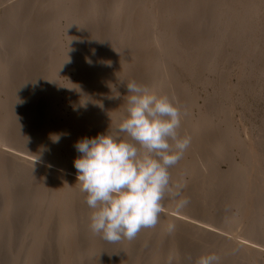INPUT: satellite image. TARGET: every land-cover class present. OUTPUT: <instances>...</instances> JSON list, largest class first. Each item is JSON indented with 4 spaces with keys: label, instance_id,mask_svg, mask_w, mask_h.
Masks as SVG:
<instances>
[{
    "label": "bare ground",
    "instance_id": "obj_1",
    "mask_svg": "<svg viewBox=\"0 0 264 264\" xmlns=\"http://www.w3.org/2000/svg\"><path fill=\"white\" fill-rule=\"evenodd\" d=\"M8 1L11 2V0H7V2ZM30 1H31V4L25 3L26 0H18L15 3L12 1L13 6L10 5L11 6L10 7L8 4V6L10 7L8 11L7 12L5 11L6 13L3 17L0 15L1 16L0 17V94L2 92V95L6 96L9 100L8 101L9 105L4 111L5 115L2 114L3 117L1 116L3 121L1 122L0 136L6 132V135L8 134L9 136L7 138V140L9 139V142L12 141L15 143L18 140L21 141V139L23 138L24 139L28 138L30 139L29 141L30 143L32 142V144L33 143L40 144V140L42 139L45 141V137H42L41 139V136H43L44 134L43 132L45 131L48 132L46 129H44L45 128L44 126H42L43 127L41 129L42 132L39 129L34 130L33 128L35 120H37L38 117L42 115L38 113V109H40V111L42 109L40 108L41 107L40 104L45 100L47 102V105L46 104L44 105V102H43V106L47 107L45 108V111L49 113L50 112L48 111V108L50 110L49 105H51V103L54 102L56 98L55 92L61 88L63 89V91H65L66 98H68L71 102L75 104V106L73 105L75 108L74 109L75 113H73L75 120H72V122H74L75 124L73 125L74 130L77 128L79 131L78 133H80L77 140H81L82 138H85L88 135L92 136V134L94 133L97 136V134L105 133L108 129L109 131H112L118 128L119 124L122 122V119L126 115V107H127L126 102H127V95H128L127 83H129L130 81L135 80L138 84L147 86L150 92L152 93H155L158 95L168 94L169 96H175L178 99V95L182 96L184 95L183 93H185L186 91H181L185 88L183 87L182 89L181 85L178 84L177 80L175 79L178 77L174 76V73L169 69L170 63L172 64L174 61L176 62V60L178 59L177 53L179 54L181 50L182 55L187 54L188 55L187 60L188 61L189 59L191 60V65L189 67H188L189 64L187 61L186 63L188 65L186 64L187 65L186 66L184 64V66L188 68V73L191 74L190 76L188 75L189 76L187 77L188 79L190 77L192 79H195V76H196L197 80L199 78L207 80V77L203 75V73H205L204 71L207 70L208 73L215 72V70L219 68V65L222 64L224 60H228L227 59L228 55L225 53H227L228 51L230 54L231 52L234 54L235 52H242V47L244 46L242 44L243 46L241 47V42H243L241 40L242 35L245 34L247 27H248L247 25L248 24L250 25V23L248 22H252V18H251V21L250 20L246 21L248 24L246 23L244 24L247 16L244 17L243 19H240V18L235 19L237 18L236 16H238L240 12L239 10L241 9V8H238L240 7L239 5H244V7L247 5V9L250 10L253 8V11L255 10L254 8L258 9L259 7L264 5V0H225L226 1L225 7L226 6L229 7L230 11L228 12H231V13L228 18L226 17V20H228L227 23H225L224 21V23L227 24L226 27L223 26L225 27L226 30L225 29L223 30V34L221 31V35L218 33L221 38L218 37L219 40H216L213 37V35L216 32V29H214V32H212L213 35L210 31H205L201 29L206 26L211 27L210 24H207L206 26H204V22H206L204 21V19L206 18V15L210 19L212 18L215 19L216 17L217 27H219V25L222 23L223 16L221 12L223 9H220V8L223 7L222 5L223 3L221 2V0H141V1L139 0H66V1L65 0H30ZM79 5L81 8L77 9ZM5 8L4 10L7 9ZM236 8H238L239 10H237ZM254 14H257V12H254ZM249 17H251V14L249 15ZM213 19L211 21H214ZM61 21H63L62 24H61ZM241 21H243L242 22L243 25L241 24ZM209 23H212V22L209 21ZM233 23H234L233 29H231ZM258 28L261 29L260 27ZM259 31H262V30H259ZM62 32L64 34L63 35L64 42L61 41L60 33ZM238 39L240 40V44L238 45L236 43L234 44V42L235 41L237 42ZM245 41L246 40H244V42ZM222 43H227L228 47L230 46L229 48L226 47L227 45L223 47V49L228 48V51L225 52L224 50L225 52L224 54L226 55L224 56L225 58L222 56L223 55L222 54L223 49L221 50ZM244 44L246 45L247 43L245 42ZM207 46L208 48L211 47L212 49L210 48L211 49L210 51L207 50L208 49ZM177 48L179 49V52L176 51ZM255 48L256 47H254V45L248 46V50H250V52L251 51L255 52L256 50ZM251 56L252 57L254 56L253 53H251ZM263 56H264V52H263ZM234 57L235 56H233V58ZM207 63H209L208 68L205 67ZM246 63H244L245 66L250 64V63L249 64H246ZM201 67L205 69H201ZM249 68L251 69V66H249ZM179 69L181 68L179 67L178 70ZM234 69H235V66L233 65V69L231 71H233ZM72 72L74 74L73 77L75 79L69 80V82L66 81L67 83L65 82L63 83V81H61L60 79L61 75L65 76L67 73L69 74ZM176 73L177 72L175 71V74ZM188 73L185 72L183 74L185 75ZM247 74L245 76H248ZM176 75H178V73ZM213 76L214 75H212V77ZM262 76H264V73H262ZM179 77H182V76H179ZM197 80L195 79L194 81H197ZM212 80L214 79H211L209 81L207 80L206 83L208 84ZM217 81L219 82V80L217 79L215 83ZM218 82H217V86H218ZM111 84L117 85V88L116 89L110 88L109 90V86H111ZM218 87L220 88V86ZM175 90L177 91L176 93H174ZM181 96H180V99L178 100H181ZM183 98L185 99V95ZM191 98H193V96L190 97V100H192ZM206 98L207 100H209L208 96H206L205 99ZM183 100L179 102L182 105V112L186 111L187 115L186 116L182 115L181 117V127L180 129H178L179 135L181 137H183L185 134H190L191 136H193L194 131L198 130L197 139L203 142L205 140L203 137H205L204 135L207 129L204 125L205 122L203 121L200 127H198V125L196 126L192 125L191 119H190L191 117L189 114L190 108L187 105L188 103L186 102V101H189V96L187 97V100L185 99L186 106L183 105L184 103ZM182 101L183 103H181ZM2 103L0 107L3 105ZM53 111H55L56 116L59 115L60 113L59 112L60 110L58 109L52 110V112ZM47 113L45 112V116L47 115ZM81 118H85L83 119L84 121L82 120L83 122L81 121ZM44 120H47V119H44ZM32 128L35 131L33 133L34 134L33 136L29 134V133H32L31 132L33 131L31 130ZM38 131L41 133H39ZM215 132H217L216 129H215ZM121 135L123 136V134ZM249 135H246V137ZM61 136L59 135V139ZM225 136L227 137L226 134ZM65 137H67V135L63 136L62 139H64ZM88 138H90V136ZM59 139H57L54 142L55 143L54 146H57L60 144L61 141ZM263 139L262 140L260 139V142L252 143V145L248 149V154L245 156L246 159L244 161L246 162V164L251 165L253 163V158L259 157L261 155L260 163L262 167L264 166V140ZM222 141L223 139H219V144L220 143L222 144L223 143ZM61 143L63 144V142ZM201 145H200V148H201ZM196 146L198 147V144ZM218 146L219 145H217L216 147L214 146V148L211 149L212 152L209 154L215 162H221L224 160L222 149H220ZM49 149L51 150V148ZM14 151L15 150L7 151V150L0 149V172L4 174L6 173L9 174L10 178L14 180L13 181L14 184L7 185V187L5 188L3 187V190H4L3 194H7L8 196L11 193H15L16 195L18 194V199L20 197L21 199H27L29 188H31L30 186L33 183V180L35 177L36 178L42 177L47 183H49V180H50L51 184L53 183V181L59 180L61 193L64 191L66 192L64 194L68 193V197L65 196L67 199L62 197L66 200L65 202H62L63 206L61 205L62 208L60 207L61 210L58 213L59 216L61 217V220L59 223V229L64 231V229L66 228L65 225L68 219L70 220L71 227H70L69 234L67 233L65 235L63 234L61 235L59 232L56 236H54L55 241L56 242L58 241L59 244L60 243L66 244L65 241L67 240V238H70V236H74L78 238V236L76 235H79L82 233H86L87 235L89 234L88 235L89 237L86 236V238H88V241H85V244H83L87 246L88 252L82 251L80 254L77 253L78 254V255L76 254L77 257L74 255L75 257L73 259L76 258L75 264L76 263L83 264L84 258H87V257L89 258L91 256L90 255L91 253L93 254L92 259L94 258L93 264H96V259H97L96 257L98 255L100 256L103 255V258L108 260V257L111 259L114 258L117 251H121V253L118 254L119 259L117 260L116 264H127L131 262V260H132L131 264H139L141 255L143 252L142 250H144L143 248H145L146 246H153L155 243H157V240L159 241L162 235H165V234L168 238L166 240L169 246V250H168L169 252L165 260L163 259L164 264H167L169 257H173V264H176L175 262L177 259L178 252L180 253L181 257H184L186 260L190 256L192 258V264H195L196 259L203 254H207L204 251L209 250L208 248L207 250H204L202 253H200L201 251L199 248H204L203 246L207 244V243H204L206 239L208 240L216 239V240H219V242L220 240L223 241L221 243V248L219 247L220 251H218V255L221 252L228 251V250L230 251L232 250L237 256L243 255L244 257L251 258V259H254L257 256L261 255L262 256L261 261H262V264H264V252L259 250L258 249L259 247H256L254 245L256 247L255 248L253 246L248 245L247 243L243 241L233 242L234 239L232 238L229 239L227 238V236L223 237L221 235L222 233L219 234L213 229H209L208 227L206 228L204 227V225H200L191 220L184 219V217L182 218V216L180 217V215L179 216L169 215L168 213H166V211H162L160 214V220L158 223L160 228H159L158 234H152L153 228H145V229H141V231L137 234V236L132 240H128L125 238L119 242H108L100 237V241H99V239H97V235L93 234V232L91 231L90 223L87 224L88 219L90 218L91 212L93 210L90 209L85 203L86 193L81 192L80 184L77 181V176L67 175V174H64V172L56 171L55 169H53V167L43 166L37 162L38 160L35 161L33 159H29L19 153H16V151L15 152ZM78 153L79 152H77V154ZM60 156L61 155H59L58 159H60ZM76 156L79 157V154ZM3 159H5V161ZM182 160H180L175 166H177L178 168H181V166L183 165ZM4 162H6L8 165L5 164ZM231 164L232 163H230V165ZM183 167H186V166H183ZM236 167L237 166L235 164L232 165L231 168L233 172L235 171ZM196 169L197 167L194 170ZM203 170L200 171V169H197L196 172L200 175L202 174ZM205 171L207 170L205 169ZM250 172H251V168H249L248 171L244 173V181H243L244 185L241 183L243 186H246L249 183ZM189 173H192V170ZM204 174H206V172ZM241 177L242 176H240V179ZM39 184H43V183L41 182ZM43 185L46 186L47 184L45 183ZM207 185H208V180L205 181L202 189L205 190V187ZM41 186L39 185V187ZM183 190L185 189L184 188L182 189V192H181L182 195L178 199L188 198L190 202L188 203L189 208L187 209L189 210L191 203H192L191 201L192 198L190 194H186V195L183 194L185 193L183 192ZM11 196L12 195H10V197ZM237 198L238 196L236 197V199ZM10 199L12 200V198ZM18 199L15 201L10 200L11 202L9 204V208L4 214L5 225L14 224V223L12 224L10 222L12 220L9 221V219H12L13 214L14 216H16L15 213L19 210L20 203L17 202ZM31 199L32 197L30 198V200L28 199V201H31ZM178 199H174L175 200L174 204H176V206L178 204ZM205 199H206L205 196H203L202 199L198 197V200L203 201V206L206 204L207 206H209V203L213 201V199L211 202L208 200L206 201ZM7 201L8 200H6V202ZM22 201L23 202L21 203L20 206L23 208V206L26 205L27 202L25 200H22ZM49 204H51V202H49ZM240 204H242V202ZM203 206H201L200 208H202ZM186 207L187 206H184L183 208H181V212L183 211L182 209L185 210ZM212 212L208 213L209 218H213L214 214L212 215ZM45 218H46V223H47L49 220V216L46 215ZM257 219H258V215H257ZM257 219L255 223L261 220V218L259 220ZM169 223H174L176 226L175 232L171 235H169L167 232V226ZM257 225H259L258 227H260V224H257ZM13 227L14 229H16L17 226L15 225ZM254 229H257V227ZM9 231L11 230L10 229H8L7 231L5 230L4 231L5 236L3 235V233L1 236H4L3 240H5L8 246H11V243H13L12 242L13 235L10 234ZM244 233L246 235V231ZM254 233L258 234L257 230L254 231ZM79 236H81L82 238L84 235L83 236L79 235ZM0 239L2 240V238ZM82 240L83 238L81 240L80 238H78V240H76L77 242L76 244H78V246H81L79 244L84 242ZM56 242L52 244L53 245L56 244L60 246ZM2 244H4V242H2ZM217 244L219 243L217 242ZM0 246L2 247V245ZM8 246L7 247L4 246V247H6L7 249ZM39 246L37 247L36 250L41 249V252H39V254L41 255H43L46 251H47L46 254L47 253L49 254L52 251L50 250L51 248L48 250H45V249L40 248ZM209 246H210V241H209L208 247ZM218 246L216 247V249H218ZM27 247L29 248V246ZM33 247L34 246L32 245V248ZM99 248L101 250H98ZM2 250H3V247H2ZM2 250L0 249L1 252ZM19 250L20 248L15 249L14 250L15 253L13 251L14 254L12 253L13 254L12 256H9V258L6 257V259L4 260L9 259L10 262H14V257L15 256L18 257L17 253L19 252ZM207 252L209 253V251ZM48 254L47 256L49 257V255L51 254L49 255ZM24 257L26 258V260L25 259L22 260L23 262L25 260L23 264H33L35 262V260H33L34 256L31 255L30 250L28 251V253L25 251ZM48 257L46 258V255L44 257L45 262H46L45 264H50L48 259L51 260L54 256H51L52 258H48ZM241 257L239 259H241ZM100 258L102 257H99L98 259ZM111 259L109 260L111 261ZM185 259H183L182 261H185ZM107 260L105 261L109 263V261ZM43 262L44 260H42V263ZM102 262L100 264H102ZM112 263H113V260H112ZM51 264H54V263L51 262ZM73 264H74V261H73ZM149 264H158V263L156 259H153L150 261Z\"/></svg>",
    "mask_w": 264,
    "mask_h": 264
},
{
    "label": "rangeland",
    "instance_id": "obj_2",
    "mask_svg": "<svg viewBox=\"0 0 264 264\" xmlns=\"http://www.w3.org/2000/svg\"><path fill=\"white\" fill-rule=\"evenodd\" d=\"M12 1L15 3L18 0H11V2H9V1L7 2V0H0V15L2 17L5 15V13L8 11V9L11 6H13ZM139 1H141V0H139ZM224 1L225 0H221V2L223 3V4L222 3L221 4L223 5L224 8L223 7L220 8V9H223L222 12L220 11L223 18H222V23L219 25V27H217V24H216V17H215V19L212 18L214 21H211L212 19L208 18V16L206 15V18L204 17L206 20L204 19V21H206L207 23L204 22V26H206L207 24H210L211 27L206 26V27L201 29V30H205V31H210L211 33L214 32V29H216V32L214 34L215 36L212 33L213 37L216 40H219L218 37L221 38L220 37L221 31L223 34V30L227 26V24H225L228 21V20H226V17L228 18L230 13H231V12H228V11H230L229 7H227V6L225 7L226 1L225 2ZM25 3L31 4V1L26 0ZM8 4H9V6L10 5L11 6L9 7ZM239 6L240 7H238V8H241V9L239 10L238 8H236L240 12L238 11L239 14H238V16H236L237 18H235V19H238V18L243 19L244 17L247 16L244 24L250 23V25L249 24L247 25L248 26L247 30H246L245 34L242 35V39H241L243 42H244V40H246L245 42L247 43L246 44L247 46L244 44L245 42L244 43L241 42V47L243 45L245 46V48H244V46L242 47L243 54H242V52H235V54L231 52V54H230L228 51V48L230 46L228 47L227 43L221 44V50L226 45H227L226 47H228V48H224L222 50V54H223L222 56L224 57V56H226L225 54H227L228 60H224V62H222L223 65L220 64L221 66L218 64L219 70L217 69V70H215V72H211V73H208V71L205 70L204 71L205 73H203V75L205 77H207L208 81L211 79H214L211 81L212 83L210 82L207 84L206 83L207 80L199 78L200 76L198 77L199 78L198 80L195 76V79L197 81H194L195 79H192L191 77L189 79L187 78L191 74L188 73V68L186 66L188 64H189L188 67L191 65V60L189 59V61H188L187 60L188 55L187 54L182 55L181 50L179 52L178 48L176 49V51L179 52V54L177 53L178 59L176 60V62L174 61L172 64L170 63L169 69L174 73V76L178 77V78H175L177 80V83L181 85L182 89H183V87L185 88V89L181 90V91H186L185 92L186 94L183 93L185 95V99L187 100V97L189 96V101H186L183 98L184 95H182L183 97L181 95H178V99H180V96H181V100L184 99L183 100L184 103H183V101L181 102V103H183L184 106H186V102L188 103L187 105L190 108L189 114L191 117L190 118L191 124L195 125V126L198 125V127H200L201 123L204 121L205 122L204 125L207 129H206V132L204 135L205 137H203L205 139V140L203 139L204 140L203 142H201V140L197 139L198 130L194 131L193 136H192V139L194 138L193 139L194 141L192 140L191 146L189 147V149H187L185 151V154L183 156L184 160H182L183 165L181 166V168H178L177 166H173L169 170L173 183L181 181V180H183V182L186 183L185 184L186 186L184 187L185 190H183V192H185V193H183V194H185V195L190 194V196L192 198V200H191L192 203H191L190 209L189 210L187 209V208H189V204H187L186 205L187 211H186V209L185 210L182 209L184 212L183 211L181 212V209H178L176 204H174L175 200L172 198H168V197H166L165 198L166 201L164 200L162 203L164 204L163 205V211H166V213H168L169 215H173V216L174 215L175 216L180 215V217L182 216V218L184 217V219L191 220V221L196 222L200 225H204V227H206V228L208 227L209 229H213L214 231H216L219 234L222 233L221 235L223 237L227 236V238H229V239H231V238L234 239L233 242H236V241L242 242L243 241L250 246L259 247L258 249L261 250L262 252H264V230H263V228H264V223H263V221H264V214H263L264 213V166L262 167L261 163H260V160H261L260 156L261 155L259 157L253 158L254 164L252 163L251 165H248L244 161L246 159L245 156L248 154V149L250 148L252 143L253 142H260V139L262 140L264 138V134H263L264 133V115H263L264 114V76H262V73H264V66H263L264 65V56H263V52H264L263 50L264 49H262V48H264V5L259 7L258 9L254 8L255 9L254 11H253V8L248 10L247 5L245 7H244V5H239ZM4 8L6 10H4ZM80 8L81 7L79 5V7H77V9H80ZM254 12H257V14H254ZM250 14H251V17H249ZM258 14H260V15H258ZM251 18H252V22L247 23L246 21H248V20L251 21ZM207 19L210 22H212L213 24L209 23V21ZM224 21H225V23H224ZM243 21H241L242 25H243V23H242ZM62 23H63V21H61V24ZM233 25H234V23L232 24L231 29H233ZM212 26H213V28H212ZM220 26H222V27H220ZM223 26H225V27H223ZM258 27H260L261 29H259ZM258 29L262 30V31H259ZM63 35H64L63 32L60 33L62 42H64V39H63L64 36ZM203 37H204V35H203ZM261 39H263V40H261ZM235 43L237 45L240 44V40L238 39L237 42L236 41L234 42V44ZM253 43H255V44L257 43V44L255 45ZM252 45H254V47H256L255 52L254 51L250 52V50H248V46H252ZM207 48H208V46H207ZM210 48L211 47H209L207 50L210 51L212 49V48L211 49ZM224 50H225V52L226 51H228V52L225 53ZM251 53H253V55H254L253 57L251 56ZM238 54H239V56H238ZM233 56H235V57L233 58ZM250 56H251V58H250ZM179 59L180 60L182 59V60L180 61ZM186 61L188 62V64L186 63ZM238 61H240V62H238ZM244 63H246V64L250 63V64L245 66ZM184 64L185 65L187 64V65L184 66ZM208 64L209 63H207L205 65L206 68L209 67ZM233 65L235 66V69L233 71H231L233 69ZM237 66H238V68H237ZM249 66H251V69L249 68ZM179 67L181 69L178 70ZM175 68H177V69H175ZM185 68H187V69H185ZM183 69H185V70H183ZM201 69H205V68L201 67ZM174 70L178 73V75H176L177 73L175 74ZM179 71H181V72H179ZM182 72L183 73L186 72L188 74L184 75ZM230 72H232V73H230ZM246 74L248 76H245ZM201 75H202V73H201ZM212 75H214V76L212 77ZM73 76H74L73 72L69 73V74L67 73L65 76L61 75L60 79H61V81H63V83L64 82L67 83V82H69V80L75 79ZM179 76H182V77H179ZM179 78L181 81L179 80ZM217 79L219 80V82L218 81L217 82H218V86H220V88L217 86V82L215 83V81ZM199 81H201V82H199ZM181 87H180V89H181ZM110 88L116 89L117 85L111 84V86H109V90H110ZM217 88H218V90H217ZM176 92L177 91L175 90L174 93H176ZM187 93H188V95H187ZM192 93H193V95H192ZM3 96L4 95H2V92H1V94H0V98H1L0 105H1L2 101L3 100L4 101L2 103L3 105L0 107V110H1L0 111V127H1V122L3 121L2 117H3V115H5L4 111L6 110L7 106L9 105L8 98L6 96H4L5 97L4 98ZM191 96H193V98L195 100L193 98H191L192 100H190ZM206 96H208L209 100H211V101L207 100V98L205 99ZM55 97L56 98H55L54 102H52L51 105H49L50 106V110L48 108V111H50L49 113H47V111H45V108H47V107L43 106V102H44V105L45 104L47 105V102L44 100L40 104L41 105L40 108H42V109H41V111H40V109H38V113H40L42 115H40L38 117V119L35 120V123L33 125L34 130L39 129L41 131V129L43 128L42 126L45 127L44 129H46L48 132H46V131H45L46 133L43 132L44 134H43V136H41V139H42V137H45V141L42 139V140H40V144H36V143L32 144V142L30 143V141H29L30 139H28V138L24 139L23 138V139H21V141L18 140L15 143L12 141L9 142V139L7 140V138L9 136H8V134L6 135V132H5L3 135L0 136V149L7 150V151L15 150L16 153H19V154H21V155H23L29 159H33L35 161L38 160L37 162L43 166L53 167V169H55L56 171L64 172V174H67V175L77 176V174H76L77 170L74 167V159H77L78 156H76V155L79 154V156H80V153L77 154V151L75 150L74 145L79 141L77 139H78L80 133H78L79 131L77 128H76L77 130L76 129L74 130L73 125H75V124H74V122H72V120H75V117L73 115V113H75V110H74L75 104L73 102H71L68 98H66L65 91H63L62 88L55 92ZM181 100H178V101H181ZM42 106L44 107V109ZM56 109L60 110L59 112L61 114L59 113V115L56 116L55 111L52 112V110H56ZM42 110H44V111H42ZM45 112L47 113L46 116H45ZM44 119H47V120H44ZM83 119H85V118H81V121ZM67 124H69V125H67ZM35 126H37V127H35ZM63 126H64V128H63ZM72 127H73V129H72ZM33 128L31 130H33ZM215 129L217 132H215ZM229 129H231V130H229ZM34 130L31 131L32 133H29L31 136L34 135L33 134L35 132ZM227 130H229V131H227ZM212 131H213V133H212ZM41 132H39V133H41ZM216 133H217V135H216ZM58 134L60 136L62 135L60 137V139H59ZM225 134L227 135V137L225 136ZM44 135H46V136H44ZM57 135H58V139L61 142H63V144L59 141L60 144L58 143L59 145L54 146V144H55L54 142L57 140L56 139ZM65 135H67V137L62 139L63 136H65ZM222 135H224L225 137ZM246 135H249V136L246 137ZM85 136H87V135H85ZM89 136H90V138H94L96 135L94 133V134H92V136L88 135L87 137H89ZM261 137H263V138H261ZM70 138H71V140H70ZM219 139H223L222 144H224V145H222L221 143L219 144ZM240 140H241V142H240ZM197 144H198V147L196 146ZM200 145H201L202 149L200 148ZM213 145L215 147L217 145H219L218 147L220 149H222L223 158H224L223 161L215 162L212 159V157L209 155L212 152L211 149L214 148ZM49 148H51V150ZM54 148H56L58 150H56ZM73 148H74V150H73ZM46 151H48V152L51 151V152L48 153ZM72 154H73V156H72ZM59 155H61L60 156L61 160L58 159ZM75 156H76V158H75ZM70 159H72V160H70ZM3 160L5 161V159H3ZM71 162H73V163H71ZM194 162H195V164H194ZM4 163L7 164L6 162H4ZM230 163H232V164L230 165ZM50 164H52V165H50ZM196 164H197V166H196ZM234 164L237 167H236L235 171L233 172L231 167ZM65 165H67V166H65ZM183 166H186V167H183ZM195 166L197 167V169H200V171L203 170V168H204V170L202 171L203 175L202 174L199 175L196 172L197 169L194 170L196 168ZM249 168H251L250 181L246 186H243L244 185L243 184L244 183L243 182L244 181V173L247 172ZM205 169L207 171H205ZM191 170H192V173H189V172H191ZM205 172H206V174H204ZM192 176H193V178H192ZM240 176H242L241 179H240ZM221 179H223V180H221ZM206 180H208V185L205 187V190H204L202 188H203V185H204ZM13 181L14 180L12 178H10L9 174H7V173L6 174H4V173L0 174V184H1V186H0V189H1V191H0V238H2V240L0 239L1 240L0 245H2V247H3V250H2V247L0 246L1 247L0 249L2 250V252L0 251V254H1L0 264H11V263L12 264H23L26 260V258L24 257L25 251L28 253L29 250L31 252V255L34 256L33 260H35V262L33 264H39V263L41 264L42 260H44V262L42 264H45L46 262H45L44 257L46 255V258H47L48 253L46 254L47 251L44 254L42 253L44 256L39 254V252H41V249L40 250H36V249L40 244H42V245H40L39 247L42 249L48 250L51 248L50 250H52V251H51V253H49L51 255L48 254L49 255L48 258H52L51 256H54V257L52 258L53 261H52V259L51 260L48 259L50 264H51V262L54 264H73V261L75 264L76 258L73 259L75 256L77 257V255L80 254L82 251L88 252L87 246H85L83 244H85V241H88V238H86V236L89 237L88 236L89 234L88 235L86 233L79 234L82 236L84 235L82 237L83 238L82 241H84V242L79 244L81 246H78V244H76L77 243L76 240H78V238H80V240L82 239L81 236H79V235H76V236H78V238L74 237V236H70V238H67V240L65 241L66 244H63V243L59 244L58 241L57 242L55 241L54 236H56L59 232L61 235L62 234L65 235L67 233L69 234L70 227H71L70 220L68 219L67 223L65 225L66 228L64 229V231L59 229V223H60L61 217L59 216L58 213L61 210L60 207L62 208V206H63L62 202H65V200L67 199L65 196L68 197V193L64 194V193H66L65 191L61 193L59 180L58 181L56 180L57 182L53 181V183L51 184L50 180H49V183H47V182H45L44 178H42V177L36 178L35 177L33 180V183L30 186L31 188H29L27 199H21V197L18 199V194L16 195L15 193H11L10 195L14 196L16 199L12 196L10 197V195L7 196V194H3L4 193L3 187L5 188V187H7V185L14 184ZM230 181H232V182H230ZM41 182L43 184L46 183L47 184L46 186L48 188L43 184H39ZM39 185L40 186L42 185V186L39 187ZM221 185H222V187H221ZM38 187H39V189H38ZM239 187H241L242 189ZM214 190H216V191H214ZM202 192H203V194H202ZM49 194H51V195H49ZM227 195H229V196H227ZM203 196H205L206 201L208 200L211 202L213 199V201L211 203L207 202V203H209V206H207V204L203 206V201L198 200V197L200 199H202ZM237 196H238V198L236 199ZM31 197H32L31 201H28V199L30 200ZM62 197L66 198V199H64ZM225 197L226 198L228 197V198L226 199ZM10 198H12V200ZM50 198H51V200H50ZM17 199H18L17 202H19L20 205L23 202L22 200H25L27 203H26V205L23 206V208L19 205V210L15 213L16 216H14V214H13L12 219H9V221L12 220V221H10L12 224L14 223L17 226L16 229H14V227H13V226H15L14 224L13 225H10V224L5 225L4 214L7 211V209L9 208L10 202L13 200L15 201ZM6 200H8V201L6 202ZM230 201H232V202H230ZM49 202H51V204H49ZM200 202H201V204H200ZM241 202H242V204H240ZM195 206L198 209H196ZM201 206H203V207L200 208ZM192 207L195 210H193ZM44 208H46V209H44ZM38 209H40L41 211ZM211 212H212V215L214 214L213 218H209L208 213H211ZM46 215L49 216V220L47 223H46V218H45ZM190 215H192V216H190ZM257 215H258V219H257ZM14 218H16V219H14ZM260 218H261V220H259ZM256 219L259 220V221H257V223H255ZM15 220H16L17 224H16ZM209 222H210V224H209ZM89 223H90V218L88 219L87 224H89ZM257 224H260V227H258L259 225H257ZM256 227H257V229H254ZM159 228H160L159 224H157L153 228L154 231L152 230V234H158ZM8 229L11 230V231H9V233L12 234L13 237L16 239V241H15V239L12 237L13 243H11V246H8L5 242V240H3L4 236H5L4 231L5 230L7 231ZM256 230H257L258 234L254 233V231H256ZM245 231H246V235L244 233ZM2 233L4 236H1ZM97 239H99V241H100L99 235H97ZM166 239H168L166 234L162 235L160 240L159 241L157 240V243H155L153 246H146L145 248H143L144 250L141 249L143 252L141 251L142 255H141V259H140L139 264H149L150 261L153 259H156L157 263L161 264L163 262V259L165 260L167 254L169 252L168 251L169 246L167 244ZM212 240L211 239L205 240L204 243H207L208 245H209V241H210V246L208 247V245L206 244L207 246L206 245L203 246L204 248H199L201 251L200 253H202L204 250H207L209 248V250H207V251H209V253L215 252L216 254H218V251H220L219 247L221 248V243L223 241L220 240V242H219V240H216V239H212ZM2 242H4V244H2ZM54 242L58 243L60 246H58L56 244L53 245L52 243H54ZM217 242L219 244H217ZM3 245L6 247L8 246V248L6 249V247H4ZM32 245L34 246L33 248H32ZM218 245H220V246H218ZM27 246H29L30 249ZM217 246H218L219 250L216 249ZM17 248H20V250H19L20 253L19 252L17 253L18 257H16V256H15L16 258L14 257L15 263L10 262L9 259L4 260V259H6V257L9 258V256H12L15 253L14 250ZM22 250H23V252H22ZM98 250H101V249L99 248ZM13 251H14V253H13ZM207 251H204V252L208 254ZM119 253H121V251H117V253L115 254V257L112 259L108 257V260L103 258L102 254H101L102 256L98 255L99 257H102V258L98 259L99 257L97 256L96 257L97 258L96 264L97 263L100 264L102 261L104 262V263L102 262V264H107L108 262H106L105 260L109 261L110 264H114V263L116 264L117 260L119 259V255H118ZM22 254H23V256H22ZM36 254H38V255H36ZM90 255H89L90 256L89 258L87 257L88 259L84 258L83 264H93V262H94V258L92 259L93 254L91 253ZM41 256H42V258H41ZM219 256L221 257V264H242V263L243 264H258V262H259V264H262V261H261L262 256L261 255L257 256L256 257L257 259L256 258L251 259V258H246L243 255L237 256V255H235V253L232 250L231 251L228 250V251L221 252L219 254ZM240 257H241V259H239ZM23 259H25L24 262L22 261ZM101 259H102V261H101ZM109 259H111V261ZM183 259H185V258L181 257L180 253L178 252L177 253V259H176L175 263L176 264L177 263L178 264H185V263L187 264V260L185 259V261H182ZM38 260H39V262H38ZM112 260H113V263H112ZM236 260H237V262H236ZM36 261H37V263H36ZM238 261H240V262H238ZM88 262H90V263H88ZM129 263L131 264L132 260ZM129 263H127V264H129ZM76 264H78V263H76ZM162 264H164V262Z\"/></svg>",
    "mask_w": 264,
    "mask_h": 264
},
{
    "label": "clouds",
    "instance_id": "obj_3",
    "mask_svg": "<svg viewBox=\"0 0 264 264\" xmlns=\"http://www.w3.org/2000/svg\"><path fill=\"white\" fill-rule=\"evenodd\" d=\"M126 115L117 129L75 145L74 160L80 190L92 209L90 229L108 242L132 240L141 229L154 228L166 197L178 199L183 180L173 183L169 169L183 159L192 136L179 135L182 105L175 96L155 94L135 80L127 83ZM123 134V136L121 135ZM58 139V137H57ZM178 199L177 208L189 203ZM169 223V235L175 232ZM167 264H173L169 257ZM192 264V258H187ZM195 264H221L215 252L198 257Z\"/></svg>",
    "mask_w": 264,
    "mask_h": 264
}]
</instances>
